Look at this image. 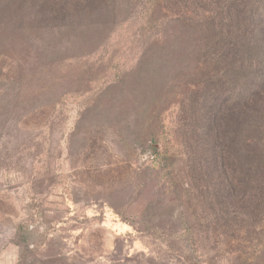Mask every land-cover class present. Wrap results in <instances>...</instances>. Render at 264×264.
Here are the masks:
<instances>
[{
    "label": "rangeland",
    "instance_id": "obj_1",
    "mask_svg": "<svg viewBox=\"0 0 264 264\" xmlns=\"http://www.w3.org/2000/svg\"><path fill=\"white\" fill-rule=\"evenodd\" d=\"M160 7L77 51L35 0H0V264H264V223L213 150L212 105L242 78L204 80Z\"/></svg>",
    "mask_w": 264,
    "mask_h": 264
},
{
    "label": "trees",
    "instance_id": "obj_2",
    "mask_svg": "<svg viewBox=\"0 0 264 264\" xmlns=\"http://www.w3.org/2000/svg\"><path fill=\"white\" fill-rule=\"evenodd\" d=\"M147 0H35L40 20L65 21L67 42L77 51L89 49L103 39L115 18H120L135 4ZM158 10L176 6L178 22L188 24L193 64L209 70L210 82L233 77L241 85L231 89L230 97L214 102V157L229 163L239 186H245L244 205L248 216L264 223V0H154ZM160 11V12H161ZM170 13V11L168 10ZM173 14V13H172ZM170 15V14H169ZM93 34V35H92ZM96 36H98L96 38ZM102 38V39H101ZM166 44L157 42L151 49ZM186 47H189L185 44ZM185 47V49H186ZM216 93L218 91L215 90ZM221 101V102H220ZM196 117L195 112H188ZM226 138L222 143V138ZM224 161V160H220ZM226 167V166H225ZM227 170V167H226ZM237 188V185H231ZM246 199V200H245ZM258 210V211H257ZM260 214V215H259ZM235 217V215H234ZM262 230V229H258Z\"/></svg>",
    "mask_w": 264,
    "mask_h": 264
}]
</instances>
